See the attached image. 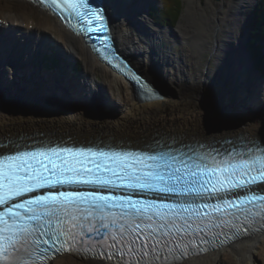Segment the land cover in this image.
<instances>
[{
    "label": "bare ground",
    "instance_id": "bare-ground-1",
    "mask_svg": "<svg viewBox=\"0 0 264 264\" xmlns=\"http://www.w3.org/2000/svg\"><path fill=\"white\" fill-rule=\"evenodd\" d=\"M148 1L107 0V3L119 46L157 90L153 89L157 97L151 99L138 97L129 79L99 61L80 38L48 13L25 0H0L1 63L13 45L28 43L17 36L28 34L37 38L35 46L27 47L30 59L38 58V51L46 49L48 41H52L59 50L70 51L72 58L80 57L85 64L82 72H76L70 61L53 70L26 61L25 68L13 66L8 75V64L0 67V149L30 133L44 142L67 139L142 145L165 135L181 140L188 136L211 138L233 133L222 141L239 147L244 143L239 128L252 135V141L264 143V80L252 68L244 39L242 42L239 35L245 17L249 22L252 17L254 8L249 9L250 5L253 3L255 7L257 2L186 0L185 12L178 26L171 30L152 22ZM33 14L38 15L37 20L31 18ZM171 33L178 37L172 43L190 45L180 56L164 55L162 51V40ZM194 36L200 40L194 42ZM34 47L39 48L37 53ZM206 52L214 60V68L208 65L209 61L206 64L199 61ZM187 57L192 61H186ZM236 60L240 65L247 64L240 68V81L239 77H233L238 73ZM182 62L185 64L180 66ZM97 71L102 81L97 79ZM244 81V88L237 86ZM101 91L107 92L108 96L102 94L107 102L93 97ZM29 130L32 131L24 134ZM102 132L107 135H100ZM78 133L97 136L91 141L87 136L81 139ZM256 256H263L262 263L256 261ZM46 264L101 262L64 253ZM183 264H264V230L242 234L215 249L191 255Z\"/></svg>",
    "mask_w": 264,
    "mask_h": 264
},
{
    "label": "snow or ice",
    "instance_id": "snow-or-ice-1",
    "mask_svg": "<svg viewBox=\"0 0 264 264\" xmlns=\"http://www.w3.org/2000/svg\"><path fill=\"white\" fill-rule=\"evenodd\" d=\"M63 2L107 31L103 7ZM69 221L79 229L72 237L77 255L101 264H183L224 244L226 231L235 239L264 230V144L0 149V264H44L50 252L64 250Z\"/></svg>",
    "mask_w": 264,
    "mask_h": 264
},
{
    "label": "rangeland",
    "instance_id": "rangeland-1",
    "mask_svg": "<svg viewBox=\"0 0 264 264\" xmlns=\"http://www.w3.org/2000/svg\"><path fill=\"white\" fill-rule=\"evenodd\" d=\"M201 1H203V0H201ZM259 0H255V2H258ZM154 2H156L157 4H161V0H154ZM254 2V3H255ZM185 8H186V0H182V10H181V16H180V18H179V21L181 20V17H182V15H183V13L185 12ZM253 9L254 8V5H253V3L250 5V7H249V9ZM249 11V10H248ZM247 11V12H248ZM247 12H245V13H247ZM251 13V12H250ZM33 20H37L38 19V15H36V14H33L32 15V17H31ZM246 18V22H247V24H246V22L244 21V23H243V27L241 26V28L239 29V35H241L242 36V38H241V41L243 42V39H244V42H243V44H244V46H245V43H246V41H247V35H248V23H249V20L247 21V17H245ZM179 21H178V23H179ZM178 23L177 24H175L173 27H174V29L178 26ZM47 30V29H46ZM176 33H177V31H176ZM169 37H165V38H163V53H164V55H166V54H171V53H174V54H177L178 56H180L181 55V53H182V51L184 50V48H186V47H188L189 46V48H190V45L189 44H186V43H183V42H176V43H172L171 42V40H173V39H175L177 36L176 35H174L173 33H171V35L169 34L168 35ZM178 38V37H177ZM177 38H176V41H178L177 40ZM21 40H24V39H27L29 42H28V46H31V48L33 47V46H35L36 45V43H37V38L35 37V35H28V34H25V35H23L21 38H20ZM197 39H199L198 37H196V36H194V42L197 40ZM31 40V41H30ZM200 40V39H199ZM125 40H123V45L124 46H126V43L124 42ZM179 43V44H178ZM127 45H128V43H127ZM178 45V46H177ZM144 46V45H143ZM185 46V47H184ZM21 47H24V48H26L25 47V45H22ZM51 47H52V49H55L56 50V52L57 51H59V49L60 48H58V46L56 45V43L55 42H52V41H48V43H47V47H46V53H49L50 54V49H51ZM55 47V48H54ZM30 48V47H29ZM36 49H39V48H36V47H34L33 48V51L35 52V53H37V50ZM121 49H122V47H121ZM18 50L19 51H22V50H24L23 48L21 49L20 47H17L16 48V51H15V53H12L11 51H8L6 54H4L5 56H6V60H5V58H4V60H5V62H3L2 61V63H1V61H0V64H1V66L0 67H2L4 64H8L7 65V68H8V71L9 72H7V75L9 74V73H11L12 71H11V69L13 68V66L15 67L16 65L19 67V69L21 68H25L26 67V63H29V64H32V63H38L39 62V54H38V58H36V57H32L31 59H30V57H29V55L27 56L26 54V52H25V54H17L18 53ZM26 51V50H25ZM62 51V54H64L65 56H68V57H71L72 58V56H70V51H64V50H61ZM247 51V50H246ZM247 53H248V51H247ZM249 54V53H248ZM14 58H21L22 60L19 62V64H16V63H14L15 62V59ZM184 58V57H183ZM72 59H74V58H72ZM202 59V60H201ZM74 60H76L77 61V63L79 64V68L76 70V69H74V71H79V72H82L85 68H84V60L82 59V58H80V57H78V58H75ZM27 61V62H26ZM186 61H188V62H191L192 61V59H191V57H187V59H186ZM199 61H201V63L202 64H206V63H208V61H209V66L210 67H213L214 68V60L213 59H209V53H203L202 55H201V57L199 58ZM26 62V63H25ZM11 63V64H10ZM180 64V66H183L185 63L184 62H182V63H179ZM151 65V64H150ZM157 65H158V63H157ZM60 66H62V63L59 65V66H57L56 68H58V67H60ZM199 66H201V69H203L204 68V66L203 65H199ZM162 70V69H161ZM163 71V70H162ZM158 72V74L161 72L160 70H158L157 71ZM184 75V74H183ZM159 76H161V73L159 74ZM185 76H187V74L185 75ZM96 77H97V79L98 80H100V81H102V78L100 77V72L99 71H97V75H96ZM173 88H175V87H173ZM177 90H178V88H177ZM105 92V93H104ZM98 93V92H97ZM104 93V94H103ZM107 95L108 96V94H107V92L106 91H101V92H99L97 95H96V93H95V96H93L94 98H96V99H100L101 100V102L104 100V101H106L105 99H103L102 98V96L103 95ZM263 94H264V91H263ZM72 96V95H71ZM264 96V95H263ZM92 98V97H91ZM91 98H90V100H91ZM107 102V101H106ZM114 107V106H113ZM117 107V106H116ZM238 107V106H237ZM115 108V107H114ZM240 108V107H239ZM241 109V108H240ZM264 128V127H263ZM263 128H261V129H259V130H262ZM100 129H102V128H100ZM99 129V130H100ZM170 129V128H169ZM186 129V128H185ZM39 130V129H38ZM41 130H44L45 131V129H41ZM54 130V129H53ZM107 130H109V129H107ZM238 130V129H237ZM239 130L241 131V130H243V128H239ZM249 130H252V129H249ZM32 130H29V131H25L24 132V134L25 133H27V132H31ZM33 131H35V130H33ZM47 131V130H46ZM50 131V130H49ZM102 131H104V130H102ZM109 131H111V130H109ZM117 131V130H116ZM231 131H233L234 132V130H231ZM236 131V130H235ZM239 131V132H240ZM61 132V131H60ZM58 133V132H56V134L57 135H64L65 136V134H66V136L68 135L67 133H65V134H61V133H63V132H61V133ZM115 132V131H114ZM120 132V131H119ZM259 132V131H258ZM113 133V132H112ZM44 134V133H43ZM79 134V133H78ZM114 134V133H113ZM223 134H227V133H223ZM228 134H233V133H228ZM52 135H55V134H52ZM100 135H107L106 133H101ZM82 136H87V137H90L89 138V140H93L96 136H97V134L95 133V135L94 134H92L91 136L89 135V134H79V137H81V139H84V137H82ZM109 136H112V134L111 135H109ZM215 136H220V135H215ZM21 137H23V135H21ZM78 137V136H77ZM193 137V136H192ZM194 137H198V136H194ZM185 138H190L189 136L188 137H185ZM199 138H209V137H203V136H200ZM6 139V138H5ZM7 139H10V138H7ZM105 139V138H104ZM137 143V142H136ZM134 144V143H133ZM137 145H142V144H137ZM262 259H263V256L261 257ZM260 257H258V256H256V261L257 262H259V263H262V259H261Z\"/></svg>",
    "mask_w": 264,
    "mask_h": 264
},
{
    "label": "trees",
    "instance_id": "trees-1",
    "mask_svg": "<svg viewBox=\"0 0 264 264\" xmlns=\"http://www.w3.org/2000/svg\"><path fill=\"white\" fill-rule=\"evenodd\" d=\"M182 10V0H161V4L150 2L151 18L162 25L174 26ZM249 38L246 42V49L251 53L255 67L264 76V0H259L254 7L252 17L248 25ZM43 62L48 67L56 68L58 58L55 53L45 55ZM79 64L75 65V69Z\"/></svg>",
    "mask_w": 264,
    "mask_h": 264
},
{
    "label": "water",
    "instance_id": "water-1",
    "mask_svg": "<svg viewBox=\"0 0 264 264\" xmlns=\"http://www.w3.org/2000/svg\"><path fill=\"white\" fill-rule=\"evenodd\" d=\"M180 16H181V12H180V15H179V17H178V20H177V23H178V21H179V18H180ZM152 20V19H151ZM152 22L154 23V24H158L160 27H162V28H165V29H171V30H173L174 29V27L173 26H164V25H162V24H159V23H156V22H154L153 20H152ZM176 23V24H177ZM174 33V32H173ZM244 47V46H243ZM118 51L121 53V55L130 63V65L131 66H133V68L138 72V73H140V75L143 77V79L151 86V88L152 89H155V87L154 86H152L151 85V83H150V81L148 80V78L146 77V75H145V73L143 72V71H141L140 69H138L133 63H132V61H131V59L128 57V56H126V54H125V52L122 50V49H118ZM244 52V51H243ZM245 52L247 53V51L245 50ZM239 60V59H238ZM237 61V60H236ZM236 66H237V71H238V73L236 72V71H234V73H237L236 74V76H233V77H239V81H240V79H241V77H240V68L242 67V66H246L247 67V64L245 65V64H239V62L237 61L236 62ZM251 67H252V65H251ZM253 68V67H252ZM254 69V68H253ZM255 71V70H254ZM251 73H253V70L252 71H250ZM256 72V71H255ZM233 73V75H235ZM73 82V80L71 81V83ZM246 84V81H244V82H242V83H240V84H237V86L239 87V86H241L242 88H244V86L243 85H245ZM139 85V84H138ZM237 87V88H238ZM245 88H246V86H245ZM156 90V89H155ZM157 91V90H156ZM239 134L242 136V137H245V138H248V139H250V140H252L251 138L253 137L252 135H249V134H247V133H245V132H243V131H240L239 132ZM231 134H222L221 136H214V137H211V138H205V140L206 141H209V142H214V141H220V140H223L226 136H230ZM195 138H199V137H195ZM203 139V138H202ZM258 142H262L261 140H258ZM263 143V142H262ZM258 232V231H257ZM256 232V233H257Z\"/></svg>",
    "mask_w": 264,
    "mask_h": 264
}]
</instances>
